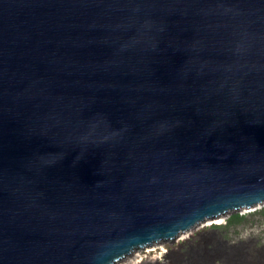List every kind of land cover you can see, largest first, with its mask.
<instances>
[{
  "label": "water",
  "instance_id": "water-1",
  "mask_svg": "<svg viewBox=\"0 0 264 264\" xmlns=\"http://www.w3.org/2000/svg\"><path fill=\"white\" fill-rule=\"evenodd\" d=\"M262 208L264 0H0V264H120Z\"/></svg>",
  "mask_w": 264,
  "mask_h": 264
},
{
  "label": "rangeland",
  "instance_id": "rangeland-1",
  "mask_svg": "<svg viewBox=\"0 0 264 264\" xmlns=\"http://www.w3.org/2000/svg\"><path fill=\"white\" fill-rule=\"evenodd\" d=\"M207 224L208 223L202 225L195 231H190L191 235L187 240L179 239L174 244L167 243L148 248L147 250H149L150 252L144 254L147 255L148 258L145 259L142 263L148 261L154 262V257L160 252L159 247H164L168 250V254L172 250L176 251L175 254H173L165 264H172V262L176 264L179 260L177 254L179 253L178 249H180V247L182 246H187L190 242H195L196 240H198L199 243L194 247L203 245L204 243H208V247L211 248L212 245L210 244V242H215L216 239L229 241L231 243L254 240L256 241V247L264 245V208L251 213L231 214L227 218H225L223 223L219 226L215 224ZM213 231H217L215 235L212 234ZM147 250H144V252L138 251L136 254L143 255V253H145ZM131 258L133 257L128 258V260L126 261L127 264L133 263L132 261H130ZM126 263L124 261L120 264Z\"/></svg>",
  "mask_w": 264,
  "mask_h": 264
},
{
  "label": "bare ground",
  "instance_id": "bare-ground-1",
  "mask_svg": "<svg viewBox=\"0 0 264 264\" xmlns=\"http://www.w3.org/2000/svg\"><path fill=\"white\" fill-rule=\"evenodd\" d=\"M229 216V214H226V215H222L218 218H214V219H210V220H207L206 222H204L203 224H206L208 223L207 225H211V224H215V225H221L223 223V221L225 220V218H227ZM197 228L193 229V230H190V231H195ZM190 231L187 232V233H184V234H181L180 235V239L181 240H187L189 237H190ZM192 233V232H191ZM150 252V251H149ZM135 256H133V258H131L130 261H132L134 264H137V263H140L141 260H136ZM131 263V264H133ZM127 264V263H126Z\"/></svg>",
  "mask_w": 264,
  "mask_h": 264
},
{
  "label": "built area",
  "instance_id": "built-area-1",
  "mask_svg": "<svg viewBox=\"0 0 264 264\" xmlns=\"http://www.w3.org/2000/svg\"><path fill=\"white\" fill-rule=\"evenodd\" d=\"M159 249H160V252H159V254L158 255H156L155 257H154V262L155 261H160V262H162V263H166V262H168V260H165L166 258L165 257H167V255H169L168 254V250L167 249H165L164 247H159ZM145 250H147V249H145ZM144 252V250H141V252ZM149 252V250H147L145 253H143V255H140V254H136L135 253V258H136V260H141L140 261V263H142L145 259H147L148 257H147V255H144V254H146V253H148ZM142 254V253H141ZM125 263H126V261H125ZM137 264H139V263H137Z\"/></svg>",
  "mask_w": 264,
  "mask_h": 264
},
{
  "label": "flooded vegetation",
  "instance_id": "flooded-vegetation-1",
  "mask_svg": "<svg viewBox=\"0 0 264 264\" xmlns=\"http://www.w3.org/2000/svg\"><path fill=\"white\" fill-rule=\"evenodd\" d=\"M194 243V244H193ZM199 243L198 240H196L195 242H190L187 246H182L180 247V249H178V252L183 255L186 256V254L189 252V250L191 248H193L194 246H196ZM216 264H221L219 262H217Z\"/></svg>",
  "mask_w": 264,
  "mask_h": 264
}]
</instances>
